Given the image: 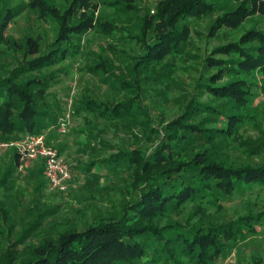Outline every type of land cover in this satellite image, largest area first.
Instances as JSON below:
<instances>
[{
  "label": "trees",
  "instance_id": "16d2710c",
  "mask_svg": "<svg viewBox=\"0 0 264 264\" xmlns=\"http://www.w3.org/2000/svg\"><path fill=\"white\" fill-rule=\"evenodd\" d=\"M89 1L70 0L61 12L48 0H29L26 5L0 8V43L9 22L23 7L56 24L54 38L42 51L35 48L37 44L30 38L25 39V51L36 56L21 61L0 78L1 142L17 140L24 134L41 133L54 123L52 111L44 102L47 78L32 75L33 72L76 56L79 49L74 39L95 25L108 33L115 30L109 22H94L91 16L85 15ZM102 4L122 13L137 10L130 0ZM216 11L221 13L209 24L208 36H214L221 29L236 30L248 17L264 14V0H158L152 15L146 11L140 19L138 34L126 36L142 49V54L134 56L132 64L125 66L127 80L118 78L112 71V64L104 60L98 59L88 66V72L100 74L102 82L108 85L116 83L128 96L112 105L83 96L71 104L72 112H89L106 121L129 120L145 128L157 142L148 153L120 150L99 161L110 168L120 162H124L126 168L133 167L131 186L136 188L133 197L121 202L106 216L95 215L94 222L82 231L62 229L55 238L41 239L26 251L18 264H183L179 256L187 257L192 264L212 263L224 257L229 248L222 238L233 239L241 230L251 227L252 221L261 220L259 215L248 214L203 229L179 222L157 224L167 213L176 212L189 201L206 198L213 203L219 197L230 196L240 186H264V160L255 167L226 165L214 152L225 135L232 133L247 117L243 113L250 105L247 77L254 73L264 84V30L251 26L236 41L212 48L204 58L205 67H215L216 72L196 82L195 86L220 99L218 104L210 105L190 96L180 114L159 130L150 127L146 111L138 104L140 78L150 79L155 63L182 53L191 20ZM214 56H227L228 60ZM161 69L165 70L166 65ZM225 76H229L227 81L215 85ZM221 118L225 121L224 129L204 127ZM196 145H208V148L193 153ZM18 159L16 151L9 155L7 166L0 174V188H5ZM91 165L93 163H89L86 170ZM33 178L34 191H40L43 180L39 173ZM5 212L0 210L3 221ZM47 212H37L11 246L21 245L39 227L41 217ZM7 228L9 230L10 226Z\"/></svg>",
  "mask_w": 264,
  "mask_h": 264
},
{
  "label": "rangeland",
  "instance_id": "374dc122",
  "mask_svg": "<svg viewBox=\"0 0 264 264\" xmlns=\"http://www.w3.org/2000/svg\"><path fill=\"white\" fill-rule=\"evenodd\" d=\"M48 1L61 12L70 0ZM106 1L111 0H90L84 12L94 22H109L115 27L114 31L108 33L95 25L74 39L79 49L76 56L32 73L47 78L44 102L52 111L54 123L41 133L45 144L69 165L71 182L64 194H48L44 185L35 192L36 183L30 172L39 166L30 167L25 160L20 161V172L12 173L5 182V188H0V210H6L3 216L6 223L0 219V264H18L26 251L41 239L55 238L62 229L82 231L94 222L95 215L106 216L116 210L121 202H127L136 191L131 186L133 167L126 168V164L120 162L110 168L99 161L120 150L148 153L157 142L145 128L129 120L106 121L89 112H72L71 104L83 96L110 105L128 96L116 83H103L100 74L93 75L87 68L98 59L104 60L112 64V71L118 78L127 80L129 75L125 66H130L134 56L142 54V49L126 36L138 34L140 19L146 11L152 15L158 0H130L137 10L126 13L102 4ZM28 2L5 0L0 3V8L20 3L26 5ZM220 13L216 11L201 19L191 20L182 53L155 63L150 79L143 81L140 78L142 74L139 75L138 104L146 111L151 128L159 130L175 119L190 96L210 105L218 104L220 99L195 86L196 82L216 72L215 67H205L204 58L212 48L236 41L251 26L264 30V14L255 13L236 30L221 29L214 36H208L209 24ZM55 33L53 20L40 18L36 12L23 7L9 22L0 43V78L21 61L36 56L25 51V39L30 38L37 44L35 48L42 51ZM214 58L228 60L227 56ZM163 65H166L165 70L161 69ZM228 79L229 76H225L215 85ZM247 81L250 82V105L243 110L247 117L232 133L225 135L214 149L226 165L255 167L264 160V84L254 73L247 77ZM204 127L224 129L225 121L221 118L208 122ZM207 148L208 145H196L193 153ZM13 151L0 153V171L7 166L6 162ZM89 163L93 165L86 170ZM44 210L48 212L41 217L39 227L21 245L12 247L11 243L32 222L34 215ZM248 214L259 215L261 220L252 221L251 227L244 228L233 239L222 238L223 242L229 244L226 254L206 264H264V186H240L230 196L219 197L213 203L206 198L189 201L176 212L167 213L157 224L162 226L179 222L203 229L207 225L226 223ZM179 259L183 264H192L185 256H179Z\"/></svg>",
  "mask_w": 264,
  "mask_h": 264
},
{
  "label": "built area",
  "instance_id": "2783aa9c",
  "mask_svg": "<svg viewBox=\"0 0 264 264\" xmlns=\"http://www.w3.org/2000/svg\"><path fill=\"white\" fill-rule=\"evenodd\" d=\"M11 149L25 161L40 163L46 193L64 194L67 191L71 182L69 165L45 144L42 133L24 134L14 141H0V153Z\"/></svg>",
  "mask_w": 264,
  "mask_h": 264
},
{
  "label": "crops",
  "instance_id": "0c3cea01",
  "mask_svg": "<svg viewBox=\"0 0 264 264\" xmlns=\"http://www.w3.org/2000/svg\"><path fill=\"white\" fill-rule=\"evenodd\" d=\"M22 159L21 158H19L18 159V164H17V166L15 167V171L14 172H20V161H21ZM26 163L30 166V167H33V166H36V165H38L39 167L35 170V171H33V172H30V174H31V176H34V174H36V173H39V178H41L42 180H43V182H44V179H43V177H42V174H41V165H40V163L38 162V161H35V162H28V161H26ZM1 172L2 171H0V174H1ZM13 172V173H14ZM44 186H45V182H44Z\"/></svg>",
  "mask_w": 264,
  "mask_h": 264
}]
</instances>
